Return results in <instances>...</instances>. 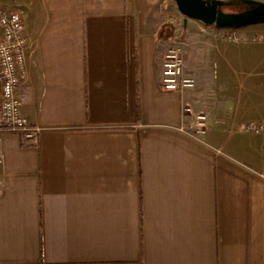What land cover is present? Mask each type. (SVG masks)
<instances>
[{
  "label": "crops",
  "instance_id": "0c3cea01",
  "mask_svg": "<svg viewBox=\"0 0 264 264\" xmlns=\"http://www.w3.org/2000/svg\"><path fill=\"white\" fill-rule=\"evenodd\" d=\"M0 7L24 20L16 95L40 130L1 137L0 264H264V134L239 131L264 121V43L230 42L172 0ZM170 33L195 82L183 94L160 86ZM184 103L203 135L180 130Z\"/></svg>",
  "mask_w": 264,
  "mask_h": 264
},
{
  "label": "built area",
  "instance_id": "2783aa9c",
  "mask_svg": "<svg viewBox=\"0 0 264 264\" xmlns=\"http://www.w3.org/2000/svg\"><path fill=\"white\" fill-rule=\"evenodd\" d=\"M166 13L169 7L164 4ZM226 37L237 44L264 43V31L248 33L243 29H226ZM171 44L166 49L161 63V90L166 93L183 94L193 89L195 82L184 75V56L172 33L167 34ZM30 42L25 34L22 15L14 10L0 7V141L5 133L23 134L27 141L37 142L40 130L32 127L22 112L23 101L16 91L28 80V52ZM185 120L180 130L190 136L205 133L207 117L202 112H194L188 104L182 106ZM239 131L259 136L264 134V121L249 122L239 127ZM0 158V169L2 167ZM1 177V170H0Z\"/></svg>",
  "mask_w": 264,
  "mask_h": 264
},
{
  "label": "water",
  "instance_id": "95a60500",
  "mask_svg": "<svg viewBox=\"0 0 264 264\" xmlns=\"http://www.w3.org/2000/svg\"><path fill=\"white\" fill-rule=\"evenodd\" d=\"M178 12L185 19L198 21L206 26L220 29H243L264 25V3L252 0H173ZM241 4L240 13H224L221 8Z\"/></svg>",
  "mask_w": 264,
  "mask_h": 264
},
{
  "label": "rangeland",
  "instance_id": "374dc122",
  "mask_svg": "<svg viewBox=\"0 0 264 264\" xmlns=\"http://www.w3.org/2000/svg\"><path fill=\"white\" fill-rule=\"evenodd\" d=\"M252 1H257V2H260V3H264V0H252ZM221 10L224 13H230V14L240 13V12H242L244 10V6L241 5V4H233V5H230V6H224V7L221 8ZM258 27H264V25L251 26V27H246L244 29L248 33H256V32H259L260 30L259 29H254V28H258ZM258 80L261 81V83H264V77H262L261 79L259 78ZM261 95H262L261 92H256V95H255L256 97L252 98V100H256V101L259 100L260 101L261 99H263Z\"/></svg>",
  "mask_w": 264,
  "mask_h": 264
},
{
  "label": "trees",
  "instance_id": "16d2710c",
  "mask_svg": "<svg viewBox=\"0 0 264 264\" xmlns=\"http://www.w3.org/2000/svg\"><path fill=\"white\" fill-rule=\"evenodd\" d=\"M215 28H217V27H215ZM217 29H220V28H217Z\"/></svg>",
  "mask_w": 264,
  "mask_h": 264
}]
</instances>
